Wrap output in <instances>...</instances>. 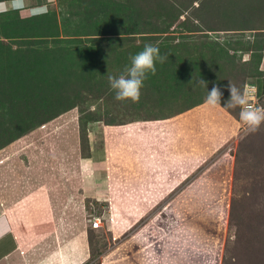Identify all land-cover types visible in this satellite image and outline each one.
Wrapping results in <instances>:
<instances>
[{"label":"rangeland","instance_id":"obj_1","mask_svg":"<svg viewBox=\"0 0 264 264\" xmlns=\"http://www.w3.org/2000/svg\"><path fill=\"white\" fill-rule=\"evenodd\" d=\"M156 2L27 0L0 14V50L16 54L0 57V203L19 235L38 208L40 251L85 253L81 264H264V124L253 132L240 107L205 101L178 112L165 86L135 103L110 88L108 75L130 66L114 60L122 33L137 31L129 12L151 16L146 27L172 45L187 33L186 14L161 24ZM42 4L47 14L29 15ZM252 4L251 24L264 27V0ZM260 31L203 30L208 39L193 35L188 48L220 42L247 67L245 87L262 80L264 106Z\"/></svg>","mask_w":264,"mask_h":264},{"label":"trees","instance_id":"obj_2","mask_svg":"<svg viewBox=\"0 0 264 264\" xmlns=\"http://www.w3.org/2000/svg\"><path fill=\"white\" fill-rule=\"evenodd\" d=\"M196 1H198V4L194 3ZM253 2L254 0H157L154 6H157L158 10L162 13L157 17L155 16V19L157 18L161 24H170L169 21H179L181 20L179 17L184 13L188 16L186 18L185 15L181 21V23L189 21L186 25L187 33L184 34L181 41L187 43H184L182 46H180L181 42L172 45V38L167 37L169 35L165 34L168 31L161 30L158 27L155 29L146 27V24L151 25L149 21L151 16L143 18L140 12L133 11V15L131 12L127 15L128 24H134L137 31L122 33V36L118 39L121 41V46L119 45L120 48L118 50L119 54L123 55V59L116 57L114 60H120L123 65L127 64L130 62L129 56L143 50L146 43L158 45L162 55L168 54V60L163 64L157 62L155 75L148 73L147 79L144 81V87L141 89L140 100L153 99V96L155 97L159 94L160 87L165 86V91L173 93L174 98L180 97L176 98V104L177 102L182 103L178 112L193 108L206 101L207 89L210 91L214 84H219L218 86L224 89L226 85L220 83L227 82L228 85L229 81H231L243 90V85L245 87V77L248 75L247 67L243 70L238 69L230 59L228 51L221 47L220 42L216 43L218 46L216 52L214 48H210L212 41L203 39L199 43V49L194 51L188 48V44H190L188 42L193 39V35H202L199 37H206L208 39L207 33H199L203 30H225L230 33L232 31L240 32L249 29H261L260 32H263L261 47L259 48L261 60L264 27L256 28L251 24L250 14L251 10L255 7V4H252ZM194 45L196 46V44ZM10 50L9 47L0 50V57H12L16 55L11 54ZM37 53L40 54L39 57L44 56L53 59V50H42V52ZM208 54L211 55L208 56ZM222 59L224 60L221 62ZM204 61L210 63L203 64L202 62ZM117 66L118 64L115 65V67ZM225 70H228L229 78L223 80L218 76L223 75ZM218 71L222 73H217ZM206 75H210L211 77H206ZM199 78L207 82V89L196 84ZM257 81L259 82V85L256 86L258 93V90L262 89V80ZM159 83H162V86ZM229 96L230 93L223 94L221 99L222 107H224ZM225 109L231 113L233 111V109Z\"/></svg>","mask_w":264,"mask_h":264},{"label":"clouds","instance_id":"obj_3","mask_svg":"<svg viewBox=\"0 0 264 264\" xmlns=\"http://www.w3.org/2000/svg\"><path fill=\"white\" fill-rule=\"evenodd\" d=\"M50 2V0H49ZM27 7V0H0V14L8 11H23ZM30 16L45 15L48 12L47 4L27 9ZM130 66H125L119 76L108 75L110 88L115 91V99L118 101L131 100L139 102L141 89L144 87V81L147 79L148 73L155 75L156 64L165 63L168 60V54H161L158 45L146 43L143 50L129 57ZM198 86L207 89V82L203 79L196 81ZM227 89L230 93L229 99L224 107L233 109L240 107L239 118L248 128L255 132L262 124H264V106L253 105L249 97L256 89L242 91L234 83L229 81ZM223 92L220 87L213 85L211 90L207 89L206 103L215 107L221 105Z\"/></svg>","mask_w":264,"mask_h":264},{"label":"crops","instance_id":"obj_4","mask_svg":"<svg viewBox=\"0 0 264 264\" xmlns=\"http://www.w3.org/2000/svg\"><path fill=\"white\" fill-rule=\"evenodd\" d=\"M259 67L261 71H264V42ZM21 203L23 202H17L20 205V210L22 209ZM8 205L10 207L9 203ZM33 206L38 205L34 203ZM37 210L38 208H35L34 229L31 230L30 234L21 233L19 235L13 228V220L6 206L0 203V264H81L85 260V253L76 254L74 251L68 250L63 255V252L61 254L59 250L55 249L47 254H43V251H40L42 249L40 245L44 239L39 235L41 231L39 229L40 219L38 218ZM19 221L22 223L21 217H19ZM87 253L88 251L86 256H88Z\"/></svg>","mask_w":264,"mask_h":264},{"label":"built area","instance_id":"obj_5","mask_svg":"<svg viewBox=\"0 0 264 264\" xmlns=\"http://www.w3.org/2000/svg\"><path fill=\"white\" fill-rule=\"evenodd\" d=\"M250 84V85H249ZM249 86V87H247ZM256 89V91L254 93H252V95L249 97L250 102L255 105V106H261L260 104H258L257 102V87L255 84L253 83H248V85L246 84V87L244 88V90H251V89ZM100 221L98 219H94V221L92 222V227L93 228H97L99 226Z\"/></svg>","mask_w":264,"mask_h":264}]
</instances>
